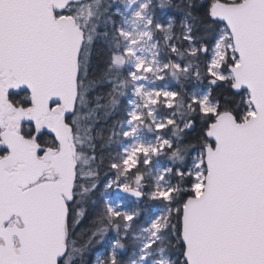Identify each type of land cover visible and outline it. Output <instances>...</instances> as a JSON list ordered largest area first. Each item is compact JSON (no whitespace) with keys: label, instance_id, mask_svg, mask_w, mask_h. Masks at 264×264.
I'll return each mask as SVG.
<instances>
[{"label":"water","instance_id":"water-1","mask_svg":"<svg viewBox=\"0 0 264 264\" xmlns=\"http://www.w3.org/2000/svg\"><path fill=\"white\" fill-rule=\"evenodd\" d=\"M84 1L72 0L71 3ZM71 3L69 0H19L13 5L3 0L0 5L4 12L0 22V59L28 90L36 108L46 111L53 99L63 107V113L55 118L51 129L59 141L53 164L58 180L27 191L38 195L15 204V210L11 191L7 195V210L15 214L20 211L17 215L24 226L15 231L19 242L17 252L8 239L0 245L6 262L14 258L13 253L16 259H24L27 252L31 259L55 264L57 255L63 250L64 230L60 227L63 208L62 205L53 206L50 193L53 190L58 194L72 193L74 188L72 172L76 167V150L72 131L63 116L73 113L77 104L76 50L83 39V31L72 15L61 14ZM55 13L61 15L55 16ZM213 13L215 20L227 28L233 48L239 46L236 43L239 35L232 32L227 21L238 23L243 19L245 22L249 71L239 75L233 73L231 86L239 83V91H245L250 97L249 84L257 91L264 87V60L258 48L259 23L264 9L242 7V0H216ZM251 120L248 117L238 121L232 112L225 111L208 129L220 137L221 143L227 146V153L218 177L217 199L210 202L205 197L196 202L190 199L193 195L184 201L189 203L184 226L190 244L189 257L194 264H228L231 261L258 264L264 259L260 247L264 233V137L250 124ZM237 123L246 129V134L229 138L227 134L235 131ZM17 149V154H21L22 144H18ZM14 153L16 155L15 149L12 155Z\"/></svg>","mask_w":264,"mask_h":264},{"label":"snow or ice","instance_id":"snow-or-ice-1","mask_svg":"<svg viewBox=\"0 0 264 264\" xmlns=\"http://www.w3.org/2000/svg\"><path fill=\"white\" fill-rule=\"evenodd\" d=\"M13 5L19 3V0H9ZM72 0H69L71 3ZM136 2V0H133ZM3 4V0H0V5ZM242 7H256L264 9V0H242ZM149 8V2L140 3L139 8L133 13L134 22L145 19V13ZM188 15H192L191 12ZM4 12L0 9V22L3 21ZM69 17H62V19H68ZM195 19H199V16H195ZM211 20L215 21L216 14L213 13L210 17ZM232 32H235L239 35V38L236 39L238 47L233 48L229 46L231 50V55L228 53H220L214 51L219 47L217 43L219 37L211 36L212 47L214 55L209 60L207 66V75L209 76L208 83L212 85V88L208 89V94L202 97H198L195 94L190 95V102L187 107L190 113H198L202 117L211 118V122L206 124L205 137L209 141L200 151L199 158L195 163L194 167L199 171L195 174L189 169L181 168H165L161 171L160 176L157 178L156 186L152 191L145 192L142 189L145 187L143 184V176L140 172L136 171L143 161L144 164L151 163L152 157L162 155L166 149L172 147V143L169 139L163 136L164 131L168 126L173 125L174 121L172 119H163L157 120L154 115V110L157 105L164 103L165 106L169 109L173 108L178 102H182L181 92L170 89L167 87L162 88H153L151 90L145 91L143 84H136L134 88V94L140 96L143 101V108L147 109V112L137 111L136 108H133L128 112V125L129 128L123 133L124 138H132L137 132L141 129V126L144 125L145 119H150L154 127H150V130L155 131L157 135L156 143H142L136 142L132 144L129 148L124 149V155L121 156L119 161H112L109 167L113 170L115 178L107 181L104 186V191L115 190L125 196H130L137 201L147 198L149 201L163 200L168 202L170 207L168 210L167 216H157L155 217L149 226V231L152 232V235L159 238L161 232L167 231L169 229L173 230L174 235L180 237V243L184 247L185 251L180 253L182 259V264H194L193 260L189 257L190 244L187 236L185 235V226L184 219L185 215L189 208L188 202L180 203V197L176 195L181 192V189L178 186L173 187H163L160 184V181L164 180L165 175L175 174L178 178L188 177L194 182L189 186L187 190L193 192L194 197L190 199H195L196 202H199L203 198H207L208 201H215L219 194V182L218 177L220 170L223 166L224 159L227 153V146L221 143L220 137L215 136L211 129L215 124V118L220 115V100L217 99L213 101L212 91L215 86L222 83L226 79H230L233 73L244 74L249 71V59L248 52L246 50V25L243 19H240L238 23H234L233 20L229 19L227 21ZM153 21L151 18H147L146 27H151ZM155 29L158 31H168L171 27L169 24L168 27H165L163 24L156 23ZM202 27L207 30L209 28L208 24L202 25ZM119 35L125 39L129 40V45L124 49L122 54H114L111 56L109 67L112 65L122 66L123 58L130 57L134 58V71L129 73L131 79L135 81L145 80L148 78V75L151 74L155 76L156 80L163 81L166 77L164 75L165 71L169 68L168 64H165L162 68L157 67L153 68L152 64L146 63L143 59L136 56L135 45L139 42L140 38L148 37L151 39V32H141L138 34L137 38H132L133 33L126 32L124 29H118ZM205 35L209 36V33L205 31ZM185 40L192 44L193 36L189 34L185 35ZM94 41L88 38L87 40L81 39L80 47L76 50V76L78 81L83 82V78L88 76V68L94 62ZM258 48L259 53L264 60V17H261L259 23V36H258ZM177 48L173 45L171 47V52L173 54L177 53ZM190 54L193 56L198 55L199 53L207 54L209 52V45L202 44L199 48L191 47L189 49ZM223 61V63H221ZM171 67L175 72H187L188 66H182L180 64H173ZM227 68V73L223 71H216V69H225ZM251 91V96L245 99V105L247 111L244 116L240 119H247L251 117L252 120L250 124L258 129L261 136L264 137V87H261L259 91L256 88H253L251 84L248 85ZM234 92H239L240 85L239 83L232 86ZM58 103L57 100L53 99L51 101L52 107ZM254 106V110H253ZM71 107V106H70ZM74 110V108H73ZM68 114L66 113V116ZM69 129L73 128V122L68 119L66 121ZM197 121L191 119L186 121L185 129L191 130L192 127L196 125ZM246 134V129L241 128L240 124L235 125V131L233 133L227 134L229 138L231 136H244ZM29 137L37 140L38 146L36 150V156H43L44 153L51 151L45 145V138L51 137L56 143H59L55 134L47 128L34 129L32 133L29 134ZM10 146H0V153L9 151ZM175 155V153H173ZM15 156V153H14ZM21 163L20 167L24 168L23 157H20ZM3 164H0V198L5 195L6 188H11V195L14 198V210L15 204H22L24 201L34 198L36 193H28L24 190L27 180L21 178L12 182H8L3 174ZM129 174H134V183H130L126 177ZM73 177V187H76L84 178L78 176L75 168L72 172ZM125 177V179H121ZM97 185L91 183L89 186V192L94 191ZM198 190H203L198 191ZM81 193H69L63 192L58 194L55 190L50 193V198L53 206L62 205L63 213L62 219L60 221V227L64 230L63 234V250L59 252L56 257L55 264H70V261L74 259L72 256V251L75 249L70 247L75 244V240L72 237L76 234L77 228L80 229V233L88 231L87 227H83V213L77 212L78 200L77 197ZM176 201V203H173ZM95 203V201H93ZM104 213L111 223L113 219L119 220L125 226V228H130L137 216L139 215V210L128 211L126 209L117 210L112 207L108 201H104ZM17 214H21L20 211H17ZM173 218H175V223H173ZM27 231V229H26ZM106 228H100L92 231V237L97 235L101 236V239L97 241V244L102 243L103 235L106 233ZM91 242V237L89 243ZM155 240H150L144 245L141 249L142 255L139 257L140 261H146L149 259L151 252L149 251ZM113 248L120 247L123 248V245L119 243V240L115 241L112 245ZM261 252L264 253V233H262V238L260 242ZM13 259L8 260L7 262L3 256V250L0 249V264H43L42 261L34 260L28 257L26 252V258L16 259L15 254L13 253ZM82 258V255H81ZM108 264H120V258L117 252L111 251L109 253ZM135 264V262H134ZM207 264H216V262H207ZM228 264H252L249 261H231ZM258 264H264V259H261Z\"/></svg>","mask_w":264,"mask_h":264},{"label":"trees","instance_id":"trees-1","mask_svg":"<svg viewBox=\"0 0 264 264\" xmlns=\"http://www.w3.org/2000/svg\"><path fill=\"white\" fill-rule=\"evenodd\" d=\"M93 0H87L90 2ZM159 1L163 4V10L158 9ZM216 0H154L156 4L155 17L159 11L164 12V16L169 17L174 22V27L179 28V25L186 24L187 34L189 32L193 36L192 44L181 37V33L185 32L184 26H181L179 34L170 33L169 39H163L162 46L164 59L171 65L179 62L182 66H188L187 72H175L160 82L167 88L181 92L180 100L173 108L169 109L163 105H159L157 110L162 117L171 118L174 121L173 125L168 126L164 131L165 135L170 137L172 147L166 149L163 155H159L156 159L164 164L166 168H181L189 169L191 160L196 152L209 142L205 137L206 124L211 122V118L202 117L198 113H190L188 103L190 102V92L195 87L212 88L208 83L209 76L207 75V66L210 60V52L212 50L211 36L217 37L219 30L223 26L218 21L210 19L212 16V7ZM225 2H237L240 0H221ZM84 2V3H86ZM102 9H104L103 20L99 23L95 30V36L92 39L94 43V62L88 68V76L83 78V82L79 81L80 115L84 118L89 113H93V118L88 120V130L81 129V132H86L85 153L86 159L91 163V171L96 178L102 174L105 177L110 175L113 170L109 167L112 161H118L120 155V145L123 142L121 132L127 121L129 112V100L132 96L130 79L125 72V69L116 68L114 65L109 67L111 56L119 53L122 50L120 36L117 29V20L113 8L115 7L114 0H102ZM65 10L68 15L75 16V6ZM191 12L192 15H188ZM199 16V19H195ZM161 17V16H160ZM208 24L209 28L205 30L202 25ZM205 31L209 36L205 35ZM209 45L207 54L199 53L196 56L190 54L191 47L199 48L202 44ZM177 48V53L171 52V47ZM227 71V68L223 69ZM232 80L226 79L222 83L213 88V101L220 100V113L225 111L232 112L238 121L244 116L248 110L245 105L247 98L245 91L234 92L231 86ZM87 119V118H86ZM195 119L196 125L191 130L185 129L186 121ZM84 130V131H83ZM175 153V155H173ZM142 173L141 170H137ZM114 173V172H113ZM143 175V173H142ZM165 181L168 187L178 186L181 192L177 193L180 197V203H183L187 197L193 196V192L187 190L193 183L188 177L178 178L175 174L165 175ZM78 189V185H77ZM88 201L93 206L99 202V194L95 189L89 194ZM95 201V203H93ZM87 200L79 201V207L83 204L86 206ZM176 203V201H173ZM89 209L90 206L87 205ZM153 214L154 209L165 212L168 215L169 203L163 200L152 201ZM164 216V215H163ZM162 216V217H163ZM87 217V215H86ZM85 217V219H86ZM175 223V218H173ZM84 224V221L82 222ZM158 240L153 245L156 250H162L163 254L170 260L171 264H182L180 253L184 251V247L180 243V237L174 235L173 230L161 232ZM75 240L74 249L79 253L75 257V264L83 263L84 254L81 252L84 249V239L79 232L73 238ZM82 255V258H81ZM85 259V258H84ZM89 258L86 256V263H89Z\"/></svg>","mask_w":264,"mask_h":264},{"label":"flooded vegetation","instance_id":"flooded-vegetation-1","mask_svg":"<svg viewBox=\"0 0 264 264\" xmlns=\"http://www.w3.org/2000/svg\"><path fill=\"white\" fill-rule=\"evenodd\" d=\"M73 4L74 3L68 4L61 14L68 15L65 13V10L70 8ZM48 6L52 9V6ZM61 14L55 13V16ZM73 17L75 18L74 15ZM75 24L81 31H83V39H85V31L81 28L76 18ZM77 105L78 101L75 111L73 113H67V116L66 114L63 116V121L65 123L68 119L73 122V115L77 111ZM62 113L63 107L57 104L55 107H52L50 104L46 111L36 108L31 101V95L28 90L22 87L19 79L14 75L13 70L7 67L0 59V146H10L9 151L0 153V164H3L4 166L3 174L9 183L23 178L28 181L24 188L27 192L39 184L58 180L59 175L53 165L56 160L55 156L59 150L58 143H56L51 137H46L45 145L50 148L51 151L44 153L43 156L37 157L36 150L39 142L34 138L29 137V134L32 133L34 129L47 128L51 130L54 126L55 118ZM71 131L76 150L75 171L77 173L78 150L75 143V125ZM18 144H22L21 154H17ZM14 149L16 150L15 156L12 155V150ZM20 157H23L24 168L20 167ZM156 157L157 156L154 157L155 162L161 164L162 167H165L164 164L156 159ZM148 169L149 167L144 165L143 161L137 169L141 170L143 173V184L145 187L142 190L145 192L152 191L155 188L153 179L150 176H147ZM86 171V184H83V187H81V195L77 197V212L83 213L84 224L82 226L88 228V231L81 234L84 239V249L81 251L84 254L83 263L85 262V264H87L86 256H88L90 260L88 264H108L109 253L115 251L119 255L120 264H134V262L135 264H147L149 259L146 261H140L139 257L142 255L141 249L143 247V242L147 241L148 243V239H151L149 230L147 229L153 220L152 201H149L147 198L137 201L130 196L119 194L115 190L104 191L105 183L111 179L112 174L107 178L104 174L99 178H96L91 171V163L87 165ZM121 179L123 180L125 177H121ZM126 179L130 183H134V174H129ZM83 181H85V177ZM91 183L97 185L96 190L99 194V202L93 207L88 201L90 194L89 186ZM165 184L167 186L166 182ZM9 191H11V188L7 187L5 195L0 198V245H3L8 239L13 243L14 251L17 252L19 242L15 231L22 229L24 224L19 215L10 213L7 210V195L9 194ZM77 191L78 189L76 186L73 188L72 192L77 193ZM84 200H87L86 206L83 204V208H80L79 205L81 204H79V201L84 203ZM104 201H108V203L117 210H139V215L132 226L127 229L119 220L113 219L110 223L108 217L103 211ZM87 205H89L91 209H89ZM100 228H106L107 231L103 235L102 243L97 244V241L101 239V236L97 235L92 237V231ZM79 231L80 229L77 228L76 234ZM90 237L91 242L89 243ZM117 240L123 245V248L112 247ZM70 247L74 248L71 244ZM153 249L154 246L150 249V252H152ZM78 255V252L75 250L72 251L74 259L70 261V264H75V257H78Z\"/></svg>","mask_w":264,"mask_h":264},{"label":"rangeland","instance_id":"rangeland-1","mask_svg":"<svg viewBox=\"0 0 264 264\" xmlns=\"http://www.w3.org/2000/svg\"><path fill=\"white\" fill-rule=\"evenodd\" d=\"M115 1V7L113 8V13L117 15V29H124L126 32L133 33L132 38H137L138 34L141 32L150 31L151 32V39L148 37H143L139 39V42L135 45L136 48V56L143 59L146 63L152 64L153 68L156 69L157 67H163L165 64L169 65V68L165 71L164 75L169 76V73L173 75L175 73V70L171 67V64L167 62L166 59H164V50L162 46V41L168 40L170 37V33L174 32L175 35L179 34V28L181 26H184L185 32L181 33V37L184 38L185 35H187V25L181 24L179 25V28L174 27V22L167 16H164V12L159 11L157 13V16L155 17V10H156V4L153 1L154 0H136V2H133V0H114ZM102 0H93L86 3H79L75 6V18L77 19L79 25L81 28L85 31V40L90 38L91 40L95 36V30L98 27L99 23L103 20L102 15H104V9H102ZM149 2V8L147 9L145 13V19L139 20L138 22H134L133 19V13L139 8L140 3ZM159 7L158 9L162 10L164 9L163 4L161 1L158 3ZM161 16V17H160ZM147 18H151L153 21V25L151 27H146V21ZM160 23L163 24L165 27H168L170 24L171 27L168 29V31H158L155 29V24ZM119 34V32H118ZM120 36V35H119ZM219 37L217 43L219 44V47L216 48L214 51L220 52V53H228V55H231V50L229 46L232 45L230 34L226 27L222 26L219 30V34L217 35ZM121 46L122 50L117 54H122L124 49L129 45V40L125 39L120 36ZM213 48L210 52V59L214 55ZM223 63V61H221ZM135 60L134 58L130 57H124L123 58V64L122 66H116V68L119 69H125L126 74L128 75L130 79V87L132 96L129 100V112L136 108L137 111H144L147 112V109L143 108V101L140 96H137L134 94V88L136 84H143L145 91L151 90L153 88H162L166 87L163 84H160V80H156L155 76L149 74L148 78L145 80L140 81H133L131 77L129 76L130 72H133L134 69ZM174 64H179V62H175ZM216 71L220 72L223 71L224 73H227V71L216 69ZM232 80V76L230 78ZM209 88H201V87H195L191 92V94H195L198 97H202L208 94ZM247 96V93H246ZM79 102V100H78ZM159 105L165 106V104L162 102ZM157 105L154 110V115L157 118V120H163V119H171L168 117H162L158 113V109L160 106ZM166 107V106H165ZM80 103L77 105V111L73 115V123L76 126V136H75V143L77 145V175L85 177V181H81L78 184V191L77 193H81V187H83V184H86V175L87 171V165H89L88 160L86 159V153L85 148L88 143H86L87 134L86 132H81L82 128H85L88 130V123L87 121L93 118V113H89L85 118L80 115ZM87 118V119H86ZM150 127H154L152 125V122L150 119H145V123L143 126H141V129L137 132V134L132 138H124L123 133L128 130V119L124 125V128L121 132L122 137V143L120 145V155H118V161L120 160L121 156L124 155V149L129 148L132 144L136 142H142L145 144L148 143H156V138L158 133L155 131L150 130ZM84 131V130H83ZM163 136L170 140V137L168 135H165L163 133ZM200 152H196L191 160V165L189 168H191V171L195 174L199 170L194 167L195 163L197 162V159L199 158ZM155 157V156H154ZM154 157H152L151 163L144 164L149 167L147 171V176H150L153 179V183H155L154 186H156L157 178L160 176L161 171L165 169L166 167H162L161 164L155 162ZM154 162V163H153ZM111 179L115 178V174L112 172ZM110 174V175H111ZM109 176V175H108ZM107 178V176H106ZM110 179V180H111ZM165 180L160 181L161 186L167 187ZM107 182V181H106ZM194 182V181H193ZM201 191V190H198ZM80 196V195H79ZM155 213L153 214V219L157 216H165V212H162L161 210L154 209ZM149 229V228H148ZM147 231V230H145ZM150 238L152 240H158L160 238H156L152 235V232L149 231ZM148 239V242L151 240ZM147 243V241L143 242V247ZM142 247V248H143ZM150 251V250H149ZM98 263V261H97ZM99 264V263H98ZM147 264H171L170 260L163 254L162 250H156L155 248L151 252V255L149 257V260Z\"/></svg>","mask_w":264,"mask_h":264},{"label":"bare ground","instance_id":"bare-ground-1","mask_svg":"<svg viewBox=\"0 0 264 264\" xmlns=\"http://www.w3.org/2000/svg\"><path fill=\"white\" fill-rule=\"evenodd\" d=\"M83 208V207H82Z\"/></svg>","mask_w":264,"mask_h":264}]
</instances>
